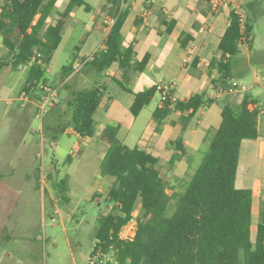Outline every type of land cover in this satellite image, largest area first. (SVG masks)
I'll return each instance as SVG.
<instances>
[{"label":"trees","instance_id":"16d2710c","mask_svg":"<svg viewBox=\"0 0 264 264\" xmlns=\"http://www.w3.org/2000/svg\"><path fill=\"white\" fill-rule=\"evenodd\" d=\"M58 0H2L0 5V36L7 56L0 58V68L16 70L28 66L23 93L35 90L36 100L42 99L40 85L53 52L62 41V30L70 12L76 7L88 8L86 0H69L58 13L54 24L45 26ZM130 0H108L115 17L104 44L84 64L102 73L114 63L127 70L142 71L148 57L134 62L132 46L123 47L121 28L129 11ZM252 11V4L246 5ZM241 27L239 17L230 10L229 24L218 43L219 56L212 58L209 70L216 69L217 78L211 79L214 89H225L235 78L236 58L242 52L243 40L252 46V29L256 13L246 14ZM248 10V11H249ZM189 38H187L188 40ZM186 42L183 44L185 45ZM62 77L73 70L72 62L62 66ZM125 88V85L118 80ZM104 88L94 85L85 90L71 92L68 102V120L56 131L66 132L71 127L80 137H92L96 131L94 113L103 97ZM151 87L135 94L130 113L137 117L149 105L156 93ZM237 111L230 103L221 106L220 122L215 128L201 163L195 171L188 189L168 194L167 184L159 170L160 158L139 146L129 147L116 136V127H106L101 137L108 143L102 160L104 173L114 178L105 194L111 212L97 217L96 250L113 253V262L103 264H239L240 251L244 264H264V217L251 237L252 191L234 184L236 165L242 141L258 137V107L251 93L243 92ZM214 100L205 93H195L186 100H172L170 93L156 107L152 118L158 129L173 111H187L182 117V130L203 105ZM249 105H255L252 108ZM174 153L168 163L175 165L184 154V140L169 141ZM65 161H70L67 156ZM17 191L0 182V233L17 202ZM177 204L170 211V200ZM136 211L138 215L135 216ZM136 219L134 236L123 239L120 232ZM101 256L95 262L101 263Z\"/></svg>","mask_w":264,"mask_h":264},{"label":"rangeland","instance_id":"374dc122","mask_svg":"<svg viewBox=\"0 0 264 264\" xmlns=\"http://www.w3.org/2000/svg\"><path fill=\"white\" fill-rule=\"evenodd\" d=\"M102 1L86 0L93 7H97ZM68 2L69 0L56 2L45 26L55 23L58 13ZM242 2L245 7L251 3V9L256 15L252 46L249 48L243 40L240 45L242 52L236 58L237 66L233 73L234 79L246 88L242 92L251 93L254 103H260L258 108L261 110V119L259 139L241 142L234 184L237 188L252 191L254 203H259V206L254 205V213L252 212L253 238L257 224L264 217V0ZM248 10L246 7V14L251 15L252 11ZM89 14L79 7L74 30L70 25L73 22L69 20L62 30V41L46 65L43 78L45 85L57 89V96L53 106L42 116L38 114L39 100L31 98L35 90L28 92V99L23 100L28 66H21L16 70L0 68V119H7L0 126V182L18 193L17 203L9 212L0 233V264H96L99 255L102 257V264L107 260L114 261L112 252L102 254L96 250L97 217L111 212V204L105 200V194L114 182V178L104 173L102 168L108 143L101 135L106 127H116L115 133L119 140H124L128 146L138 143L152 118L160 94L157 92L149 105L142 109L134 126L131 115L125 117L122 114H111L108 118L99 109L94 113L96 131L92 138L77 136L71 127L64 133L56 131V127L66 124L69 118L68 102L71 92L104 83L101 77H91L88 67L83 69L78 85L73 81L66 85L62 82L65 79L62 77V66L71 63L79 49L85 47L87 40H84L88 35V38L95 37L94 32H87L84 27ZM6 56L0 36V58L4 59ZM81 57L80 54L79 58L84 59ZM218 91L223 93L222 89ZM240 93L229 96L240 100ZM230 104L235 110L240 109L238 101ZM17 114L24 117L21 122L9 124L8 119ZM197 117L204 120V124L199 127L202 142L198 150L184 154L182 165L176 167L168 163L174 153L172 150L163 148L154 152L160 158L158 167L166 181L168 194H172V191L180 194L188 189L207 150L203 140L210 139L220 121L219 115L216 126H205V119ZM117 118L121 123L119 126L115 122ZM8 128L12 130L6 137L5 130ZM14 134L18 135V141L24 139V145L18 152L15 151ZM67 156H70V161H65ZM176 204L177 198L172 197L170 211ZM135 228L134 218L123 232L134 231ZM239 264H244L243 251H240Z\"/></svg>","mask_w":264,"mask_h":264},{"label":"crops","instance_id":"0c3cea01","mask_svg":"<svg viewBox=\"0 0 264 264\" xmlns=\"http://www.w3.org/2000/svg\"><path fill=\"white\" fill-rule=\"evenodd\" d=\"M209 1L130 0L129 11L121 28L122 45L123 47H133L134 62L140 61L144 56H147V63L140 72L132 71V68L123 70L117 63H114L102 73H97L90 66L85 65L83 59L81 60L79 56L81 54L82 57L86 58L87 56L88 59L100 48H103V43L101 42L104 41L110 30V25L103 23H105L104 20L106 18H111L113 15L110 12L108 0H103L97 7H93L86 2L88 8L81 7L90 14L85 20L84 27L87 32H94L95 37L88 38V35L85 38L84 41L87 40V43L74 56L72 61L73 70L62 81L63 84L66 85L69 81H73L74 84L78 85L82 79L81 73L83 69L88 67V74L91 77H101L104 82L101 86H103L105 91L97 110L100 109L104 113V117L107 116L108 118L111 114L115 116L122 114L125 117L131 115L133 117V120H131L133 126L138 116L134 117L130 113V106L135 94L139 91H144L151 87H155L157 90V86L169 87L168 93H170L173 101L186 100L195 93H205L208 98L214 101L201 106L187 123L184 130H182L181 119L188 112L173 110L162 121L158 129L156 122L151 118L148 126L143 130L138 143L133 145L144 148L153 154L158 149L163 148L174 151L171 146H167L168 142L182 135L184 154L187 152L193 153L194 150L199 149L198 146L202 142L199 127L204 124V120L199 119L197 116L205 119V126H216L217 123L215 122H217L216 120L220 115L221 106L224 103L240 102L239 99H233L229 94L221 93L218 89H214L211 84V79L217 78L219 73L216 69L209 70V63L212 58L219 56L218 43L229 23V8L225 6L218 11H212ZM1 3L2 0H0V5ZM78 8H74L65 21V24L67 20L73 22L70 24L73 30L74 24L77 22ZM187 38L189 39L187 40ZM184 42H186L185 45L183 44ZM118 80L127 89H124L118 83ZM74 91H77V89H74ZM157 92H159L160 98L156 107H161L162 91L157 90ZM36 93L34 91L31 98L34 99ZM24 99L27 100L28 98L23 97ZM255 105L258 107L260 103ZM255 105H249V107L252 108ZM23 118V116L17 114L8 119V121L9 124H15L20 123ZM260 119L261 110H259L258 115V128ZM6 120L5 117L1 118L0 126ZM115 122L117 126L121 124L118 118ZM11 130L12 128L5 130L6 137ZM75 134L79 136L77 133ZM15 138L16 140H13V142L14 146H16L15 151L18 152L24 145V139L22 138L18 141V135L14 134ZM257 139H259V130ZM120 140L124 143V140ZM203 144L208 147L209 140H203ZM183 156L176 161V167L180 164L182 165ZM253 197L254 194L252 193V212L254 213V205L259 206V203L255 204ZM262 205L264 207V204ZM4 226L5 223L3 228Z\"/></svg>","mask_w":264,"mask_h":264},{"label":"built area","instance_id":"2783aa9c","mask_svg":"<svg viewBox=\"0 0 264 264\" xmlns=\"http://www.w3.org/2000/svg\"><path fill=\"white\" fill-rule=\"evenodd\" d=\"M123 1L124 0H122V2ZM209 4H210V8L212 11H218L220 8L225 7V6L228 7L229 11L232 10L239 17V20L241 22V27H243L244 10H243L242 0H210ZM114 21H115V17L106 18L104 20V22L109 24L110 26L114 23ZM104 47H105V44L103 41V48ZM103 48H100V49H103ZM92 57L93 56H90L89 58H92ZM40 88L42 89V93H44V95L42 96V99L39 100V105L37 106V108H38V114L42 116L44 113H46L51 108V106H53L54 100L57 96V89L49 85H45V84L40 85ZM169 89H170L169 87L165 88L163 86H157V90L162 91V99L169 92ZM244 89L246 88L243 84L236 81V79L232 78L230 80L228 87H226L225 89H222V92L227 93V94H235L237 92L244 91ZM24 95L27 98V95L26 94ZM127 225H125L123 229H126ZM123 229L120 232L121 238L131 239L134 236L135 229L134 231L128 230L127 232H123Z\"/></svg>","mask_w":264,"mask_h":264}]
</instances>
